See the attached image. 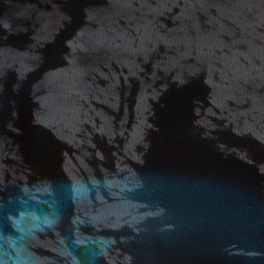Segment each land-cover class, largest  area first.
Segmentation results:
<instances>
[{
	"label": "water",
	"instance_id": "obj_1",
	"mask_svg": "<svg viewBox=\"0 0 264 264\" xmlns=\"http://www.w3.org/2000/svg\"><path fill=\"white\" fill-rule=\"evenodd\" d=\"M0 264H264V0H0Z\"/></svg>",
	"mask_w": 264,
	"mask_h": 264
}]
</instances>
